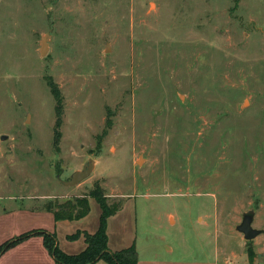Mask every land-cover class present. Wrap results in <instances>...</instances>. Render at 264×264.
I'll return each instance as SVG.
<instances>
[{"label":"rangeland","instance_id":"rangeland-1","mask_svg":"<svg viewBox=\"0 0 264 264\" xmlns=\"http://www.w3.org/2000/svg\"><path fill=\"white\" fill-rule=\"evenodd\" d=\"M99 190L143 256L223 261L250 209L264 229V0H0V240L50 201L97 218Z\"/></svg>","mask_w":264,"mask_h":264},{"label":"crops","instance_id":"crops-1","mask_svg":"<svg viewBox=\"0 0 264 264\" xmlns=\"http://www.w3.org/2000/svg\"><path fill=\"white\" fill-rule=\"evenodd\" d=\"M10 199V198H8ZM11 200V199H10ZM13 203L4 206L0 210V217L5 221L10 219V216L16 213ZM40 211L48 212L49 223L44 229L50 233H54L57 236L58 245L68 253H77L83 250L86 246L85 238L80 237L78 239L72 240L68 238V234H71L79 227H83L90 232H95L99 227L100 214L97 218L91 217L92 204L90 212L77 220L70 221L71 224L66 225L71 227L69 230H63V226L66 222L62 219L57 220L52 210H49L46 205L39 207ZM124 207L119 208L116 213L111 215L108 219V245L110 250L116 251L131 245H135L138 252V264H264V251L258 248L261 240L258 238L246 239L244 234H242V239H240V245L238 250L231 252L228 256L224 257V260H220L218 256L216 244V254L213 257L203 258L201 260H188L185 258L173 257L172 254L175 251V247L165 241V249L167 255L156 254L155 256L142 255L140 250V243L138 240L137 229L133 223L126 222V217H120ZM122 216V215H121ZM175 219L176 215L174 214ZM118 220V221H117ZM53 221V222H52ZM113 221H116L117 226L113 225ZM176 222V221H175ZM174 222V223H175ZM8 234V230L5 229ZM33 236V235H32ZM259 236V235H258ZM12 236H5L0 240V245L14 238ZM257 237V236H256ZM249 242V243H248ZM219 251V250H218ZM0 264H60L57 263L54 255L46 246L44 236L42 234H34L33 237L25 238L0 253ZM94 264H108L104 259H100Z\"/></svg>","mask_w":264,"mask_h":264},{"label":"trees","instance_id":"trees-1","mask_svg":"<svg viewBox=\"0 0 264 264\" xmlns=\"http://www.w3.org/2000/svg\"><path fill=\"white\" fill-rule=\"evenodd\" d=\"M51 86L52 92L54 93L57 101H59L60 97L58 88L54 87L52 84ZM57 112L60 117L62 112L61 104L57 105ZM94 195L96 196V200L99 202L101 207L99 227L95 232L77 231L68 235L69 239L74 240L80 238L82 233L84 234L86 246L80 252L68 253L58 245L56 234L50 233L44 229H33L16 239H12L0 245V253L9 246L24 240L25 238H28L34 234H42L44 236L46 246L54 255L56 262L60 264H94L100 259L106 260L108 264H138V252L134 244L120 250H110L108 245L109 236L107 231L108 219L111 215L116 213V211L119 209V206L110 207L106 201V197L100 190ZM46 207L53 211L57 220L64 218L80 219L86 216L91 209L87 197L80 196H76L74 199H68L63 202L58 200L50 201L47 203Z\"/></svg>","mask_w":264,"mask_h":264},{"label":"water","instance_id":"water-1","mask_svg":"<svg viewBox=\"0 0 264 264\" xmlns=\"http://www.w3.org/2000/svg\"><path fill=\"white\" fill-rule=\"evenodd\" d=\"M49 37L50 34L48 33L42 36L41 49H40L42 55H45L48 52ZM3 138L5 139L6 136H4ZM95 164H96L95 159L90 158L83 165L81 169H77L73 171V173L66 180H64V183L68 185H75L82 182L91 175L95 167ZM254 219H255V210L250 209L248 211L243 212L242 220L236 225V229L242 232L246 239L255 238L256 236L264 232L263 228H258L253 225Z\"/></svg>","mask_w":264,"mask_h":264}]
</instances>
